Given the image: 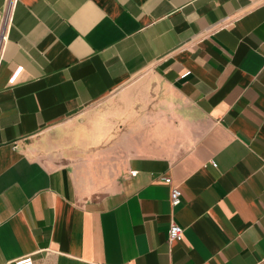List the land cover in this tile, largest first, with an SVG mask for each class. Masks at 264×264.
<instances>
[{
    "label": "crops",
    "instance_id": "crops-1",
    "mask_svg": "<svg viewBox=\"0 0 264 264\" xmlns=\"http://www.w3.org/2000/svg\"><path fill=\"white\" fill-rule=\"evenodd\" d=\"M3 23L0 264H264V0H0Z\"/></svg>",
    "mask_w": 264,
    "mask_h": 264
},
{
    "label": "built area",
    "instance_id": "built-area-1",
    "mask_svg": "<svg viewBox=\"0 0 264 264\" xmlns=\"http://www.w3.org/2000/svg\"><path fill=\"white\" fill-rule=\"evenodd\" d=\"M5 23L0 29V39L4 36ZM216 165V163H214ZM135 172V171H134ZM163 181L171 186V203L178 206L182 203V190L176 185L170 176H164ZM184 235V227L176 221H173L169 228V239L171 241L181 240ZM15 264H36L32 254H26L15 259Z\"/></svg>",
    "mask_w": 264,
    "mask_h": 264
}]
</instances>
